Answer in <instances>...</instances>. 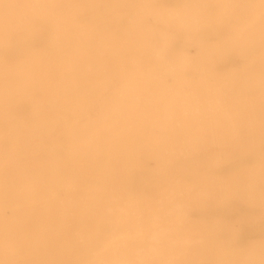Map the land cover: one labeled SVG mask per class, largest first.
Masks as SVG:
<instances>
[{"label":"rangeland","instance_id":"rangeland-1","mask_svg":"<svg viewBox=\"0 0 264 264\" xmlns=\"http://www.w3.org/2000/svg\"><path fill=\"white\" fill-rule=\"evenodd\" d=\"M246 1L0 0V264H264Z\"/></svg>","mask_w":264,"mask_h":264},{"label":"bare ground","instance_id":"bare-ground-1","mask_svg":"<svg viewBox=\"0 0 264 264\" xmlns=\"http://www.w3.org/2000/svg\"><path fill=\"white\" fill-rule=\"evenodd\" d=\"M179 1V0H178ZM184 1V0H183ZM170 2V1H169ZM239 2H241L240 3V5H241V7H245V8H247V7H251L250 6V4L246 1V0H239ZM176 3V2H175ZM132 7V6H131ZM137 9V8H136ZM244 20V19H243ZM208 28V27H207ZM50 31V30H49ZM63 36V35H62ZM55 41V40H54ZM84 72V71H83ZM22 78V77H21ZM259 79H261V78H259ZM21 80H19V82H20ZM22 82H24V81H22ZM21 82V83H22ZM25 83V82H24ZM23 83V84H24ZM22 84V86H24V88H25V85H23ZM159 84H161V82L159 83ZM35 85V84H34ZM23 87H21V89H22ZM24 88L21 90V91H24ZM7 89V88H6ZM18 89H20V87H18ZM23 94V93H22ZM43 102V101H42ZM116 111V110H115ZM207 112H208V114H210V115H212V116H214L215 114H214V112H213V110L212 109H210V108H208L207 109ZM57 123V125L58 126H61V122H59V121H57L56 122ZM157 131V130H156ZM155 132V131H154ZM152 176H155L153 173L151 174ZM151 176V177H152ZM67 187H68V185H66ZM65 189V188H64ZM135 199V198H134ZM85 203H87L89 206H90V210L88 211V212H82L81 214H80V217H81V220L83 221V223H86L88 220L91 222V224H95L96 226H101V225H103L102 224V222L104 221V218H106L107 217V215H109V214H112L113 216L115 215V216H117L118 218H120V213L118 212V211H116V212H113V213H109L108 214V212L106 211V204H108L107 203V199L105 198V197H97V198H89V200L88 201H86ZM130 204V203H129ZM181 208V207H180ZM180 208L179 207H174L173 205H171L170 207H169V210L168 211H170V209H175V210H180ZM94 210H96L95 212H94ZM119 215V216H118ZM86 221V222H85ZM138 245V244H137ZM138 246H140V245H138ZM137 251H139V249H137ZM140 254H142V250L140 249ZM141 261V260H140ZM166 262V264H171L170 263V261H165ZM126 264V263H125ZM143 264H145V263H143Z\"/></svg>","mask_w":264,"mask_h":264}]
</instances>
